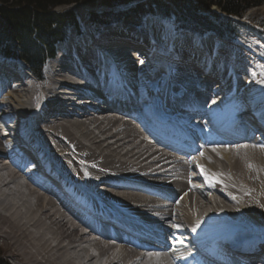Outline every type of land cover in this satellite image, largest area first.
I'll use <instances>...</instances> for the list:
<instances>
[{
	"label": "bare ground",
	"instance_id": "6f19581e",
	"mask_svg": "<svg viewBox=\"0 0 264 264\" xmlns=\"http://www.w3.org/2000/svg\"><path fill=\"white\" fill-rule=\"evenodd\" d=\"M146 15L143 26L137 22L138 32L124 23L97 37L102 22L96 27L88 19V35L71 25L72 39L62 44L66 45L43 81L0 52V75L5 68V77L19 76L24 83L11 93L4 92L0 82V127L5 120L12 124L11 138L0 136V250L7 251L13 264L157 263L154 257L98 238L86 223L92 211L129 222L152 220L155 227L180 238L190 230L196 242L205 245L218 236L264 242V147L231 143L223 150L205 149L192 163L186 162L173 152L149 146L145 132L116 112L98 116L91 109L92 104L106 102L118 84L121 95L132 94L146 105L143 117L161 119V124L181 119L182 113L212 110L221 128H231L232 119L240 120L247 110L255 111L264 123V64L252 59L256 52L249 56L239 44L231 48L206 35L193 40L166 23H153L156 15L149 10ZM111 49H119L122 56ZM130 49L140 53L149 49L145 63L151 62L152 75L126 57L132 55ZM83 69L103 87L93 99L87 98ZM199 80L205 91L211 82L220 81L222 105L208 103L203 89L195 87ZM235 82L238 91L232 95L229 87ZM18 138L46 159L52 175L68 188V198L66 194L62 199L41 176L28 177L20 170L28 162L19 155ZM195 165L219 182L209 187L201 174L203 190L193 175ZM226 227L231 234L214 235ZM192 246H173L179 262L192 259ZM262 252L263 246L247 244L241 254Z\"/></svg>",
	"mask_w": 264,
	"mask_h": 264
},
{
	"label": "trees",
	"instance_id": "16d2710c",
	"mask_svg": "<svg viewBox=\"0 0 264 264\" xmlns=\"http://www.w3.org/2000/svg\"><path fill=\"white\" fill-rule=\"evenodd\" d=\"M104 2L109 4L113 0H104ZM179 2H175V6H182L188 12L189 25L178 24V29L189 30L190 33L200 36L212 32V35L219 40L223 39L222 31H228L235 26L230 18L241 19L247 11L263 4V2H250L249 0H201L198 6H193L192 0H189V5L183 0ZM67 3L66 0H17L14 5H9L8 0H0V52L3 55L4 53L9 56L16 55L27 65L28 72L33 77H39L46 59L54 56V46L65 38V30L62 29L63 22L54 13V8ZM213 6L217 7L229 20L225 21L215 15L211 22V19L207 21L208 19L199 17L195 13L199 9L207 10ZM160 8L163 17H171L169 8ZM149 11L159 15L153 9ZM94 14L96 13L90 14L88 21L92 26H100L103 20L101 18L105 14ZM69 18L73 20V17ZM69 25H76V23L73 20ZM8 29L15 32V47L12 45L14 36L12 39L5 37Z\"/></svg>",
	"mask_w": 264,
	"mask_h": 264
},
{
	"label": "rangeland",
	"instance_id": "374dc122",
	"mask_svg": "<svg viewBox=\"0 0 264 264\" xmlns=\"http://www.w3.org/2000/svg\"><path fill=\"white\" fill-rule=\"evenodd\" d=\"M68 3L67 5H60L54 8V13L59 16V19L62 20L63 26L62 29L65 30V40L68 42L72 38V34L74 32V28L70 27V23L74 20L76 25L79 27L80 31H83L84 33L90 34V32L86 29V21L88 20V17L91 13H96L94 15H103L100 13H105V16H102L101 22L103 23L98 30V36L102 34L106 29H108L110 26L113 27L115 25H124L126 23V28L130 30L132 25L133 30L135 31H141V29L137 26V22H141V25H144V20L148 15L143 16L144 12L146 11V14L148 10H155L157 14L152 20L153 23L161 22L166 23V26L170 29L177 28L180 33H183L186 35V37L191 38L195 40L199 37L209 36L213 41L215 42H223L225 45L233 48L237 44L241 45L242 51L249 55L250 52L255 53V56H253V60H256L258 63L264 64V0H249L250 2H263L258 7H253L247 13L241 18H230L231 21L234 22L235 26L233 28L229 29L228 31H222L223 32V39L219 40L218 38H215L212 33L210 34H203V35H195L193 33H190L189 30H181L178 29V24L181 26H188L189 25V15L188 12L184 9V7H176L175 2H179V0H113V2H110L109 4L105 3L104 0H66ZM181 1V0H180ZM186 1V3H189V0H183ZM17 2V0H8L9 5H14ZM201 0H192L193 6L200 5L199 3ZM75 5V6H72ZM158 5V7L156 6ZM189 5V4H188ZM79 6V7H77ZM166 7L169 8V12H171V17H163L161 13L160 7ZM76 7V8H75ZM82 13H81V11ZM196 15L202 18L208 19L207 21L212 22L213 17L215 15L220 16L223 20L226 21V19L229 20V18L220 12V10L217 7H212L207 10H197L195 12ZM70 15V16H69ZM107 15V16H106ZM109 15V16H108ZM159 16V17H158ZM68 17H73V20L71 18L68 19ZM153 18V17H152ZM161 18V19H160ZM180 19V20H178ZM179 22H178V21ZM182 22V23H181ZM68 24V25H67ZM169 24V25H168ZM66 25V26H65ZM210 25V24H209ZM96 27H90V29L95 30ZM141 28V27H140ZM132 30V31H133ZM137 31V32H138ZM234 33V35H232ZM8 39H12L13 37V46H16L15 43V32L13 33L12 30L6 31V35ZM91 36V35H90ZM234 36V37H233ZM62 45V44H61ZM56 45L55 46V53L58 57L60 55L59 48L61 49L65 45ZM61 46V47H60ZM251 50V51H249ZM262 50V51H261ZM254 51V52H253ZM261 52V53H260ZM263 53V54H262ZM263 57H261V56ZM263 58V60H261ZM261 60V61H260ZM263 61V62H262ZM21 63L24 68H26L25 64H23L20 61H17ZM33 78V77H32ZM43 78H44V72H43ZM34 79V78H33ZM44 80V79H43ZM194 174V173H193ZM190 180H187L186 182L189 183ZM211 196V194H209ZM144 213H148L143 211ZM113 246V243H110ZM13 264L12 260L8 257V253L6 250H0V264Z\"/></svg>",
	"mask_w": 264,
	"mask_h": 264
},
{
	"label": "snow or ice",
	"instance_id": "6c2138e0",
	"mask_svg": "<svg viewBox=\"0 0 264 264\" xmlns=\"http://www.w3.org/2000/svg\"><path fill=\"white\" fill-rule=\"evenodd\" d=\"M201 155H203V153H201ZM249 167H251V165H249ZM201 174L204 175V179L208 183L209 187H212L215 183L219 182L218 177L207 174L206 170L203 168H201Z\"/></svg>",
	"mask_w": 264,
	"mask_h": 264
}]
</instances>
